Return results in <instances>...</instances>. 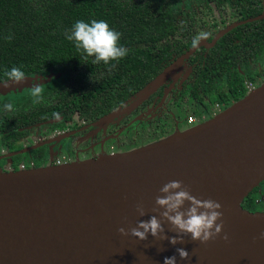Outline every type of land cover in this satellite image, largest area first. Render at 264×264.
<instances>
[{"label":"water","instance_id":"obj_1","mask_svg":"<svg viewBox=\"0 0 264 264\" xmlns=\"http://www.w3.org/2000/svg\"><path fill=\"white\" fill-rule=\"evenodd\" d=\"M172 70L137 93L130 106L99 122L142 103ZM25 77L19 84L0 81V97L52 75ZM172 180L182 181L197 198L222 205V232L207 243L186 235L176 245L150 232L146 240L120 234V227L160 218L152 211L158 207L155 198ZM262 181L264 82L214 117L161 140L62 165L0 172V264H164L173 255L177 264H264L259 238L264 212L243 206ZM138 204L146 215H139ZM162 223L167 236L177 235L170 223ZM177 248L187 250L189 258L181 259Z\"/></svg>","mask_w":264,"mask_h":264},{"label":"flooded vegetation","instance_id":"obj_2","mask_svg":"<svg viewBox=\"0 0 264 264\" xmlns=\"http://www.w3.org/2000/svg\"><path fill=\"white\" fill-rule=\"evenodd\" d=\"M255 4L261 7L259 14L248 15L255 11ZM166 9L179 29L168 38L148 45L152 46L150 55L155 61L152 68L159 70V76L170 67L174 68L173 73L142 103L110 122H99L110 113L83 117L76 106L77 96L73 94L71 98L75 99L71 106H66L60 97L67 94L63 85L49 87L42 84L44 100L39 104L32 103V86L1 96L0 109L5 105V97L26 108L21 111L15 108L13 112L17 116L0 117V172L36 169L51 162V165H62L130 150L136 147L133 142L136 136L146 139L142 134L143 125H160L155 130L156 135L166 136L177 129H189L219 114L264 82V45L243 41L252 39L253 27L244 30L246 34L242 38L238 37V28L264 21V0H175ZM201 31L209 36L193 48L192 40ZM222 41L225 44L220 47ZM144 45L139 44L140 48ZM239 45L242 48H238ZM216 49L220 52H215ZM134 62L135 57L131 55V67ZM121 68L122 80L125 79L123 89H128L132 74L125 68L124 61ZM136 74L137 71L134 79ZM50 90L56 92L52 94ZM136 96L130 95L113 111L130 106ZM54 113H59V118ZM183 113L186 120L193 116L194 121L181 126L179 117ZM3 118L8 125L3 123ZM16 121H19L18 126L13 127ZM9 130L13 134L19 131L18 136L11 138L12 149H7L2 139ZM151 141L146 140L145 144ZM64 147H71L73 155L66 153ZM260 185L253 189L254 196L251 197V192L248 200L243 202V206L251 211H260L253 206L264 205V187Z\"/></svg>","mask_w":264,"mask_h":264},{"label":"trees","instance_id":"obj_3","mask_svg":"<svg viewBox=\"0 0 264 264\" xmlns=\"http://www.w3.org/2000/svg\"><path fill=\"white\" fill-rule=\"evenodd\" d=\"M174 1L0 0V81L8 80L5 73L13 67H20L25 76L42 75L46 79L51 74L49 81L39 84L49 87L65 86L66 97H60L64 99L66 106H71L72 99H75L71 98L73 94L77 96L76 106L83 117L111 113L126 98L139 93L159 76V70L152 68V62L155 61L150 55L152 46L148 44L168 38L179 29L171 18V12L166 9V6L172 5ZM255 5V11L248 15L259 14L261 7ZM93 19L107 21L110 27L122 34L120 44L129 52L115 68H110L102 62L94 64L93 58L85 57L75 48L72 41L65 38V32L69 31L77 20L90 22ZM263 24L264 21L253 22L238 28V37L242 38L246 34L244 30L253 27L252 39L243 41L263 46ZM8 35H12L11 41L5 39ZM229 37L231 35L226 36L224 40ZM223 41L220 42V47L225 44ZM141 43L146 45L140 48ZM238 48H242L241 45ZM225 51L226 49L223 52ZM215 52L220 51L216 49ZM131 55L135 57L132 67ZM123 61L125 68L130 69L133 79H130L131 86L128 89H123ZM50 92L53 94L56 90ZM4 100L5 104L14 101L16 110L26 108L10 97H5ZM4 111L3 106L0 109V117L17 116L13 111L3 114ZM2 120L8 125L4 118ZM18 122H14L12 126L17 127ZM1 128L4 131V126ZM6 133L7 136H2V139L7 145L5 147L12 149L11 138L18 136L19 131L13 134V131L9 130Z\"/></svg>","mask_w":264,"mask_h":264},{"label":"clouds","instance_id":"obj_4","mask_svg":"<svg viewBox=\"0 0 264 264\" xmlns=\"http://www.w3.org/2000/svg\"><path fill=\"white\" fill-rule=\"evenodd\" d=\"M121 33L110 27L105 20H91L85 22L77 20L69 31L65 32V38L74 43L75 48L85 57L93 58L94 64L103 63L110 68H115L116 64L127 57L129 50L120 44ZM208 33L201 31L192 40V47L196 48L201 40L207 39ZM11 41L12 35L5 37ZM116 62V63H113ZM7 78L13 83H22L25 80V73L20 67H13L6 73ZM45 89L42 84H35L30 89V96L33 104H39L44 100ZM7 111H14V104L9 102L4 105ZM59 118V113H54ZM160 193L155 198V204L158 207L152 209L153 212H159L152 215L148 220H140L136 227L125 229L120 227L118 232L122 235L135 236L140 240H146L148 233L159 240L168 239L171 244H182L184 237L190 235L191 240H198L201 243H207L222 232L223 213L218 211L222 205L211 198L199 199L192 195L187 186L182 181L172 180L165 183L160 188ZM187 204V206H186ZM160 209H163L161 212ZM137 212L140 216L146 215V210L142 204L137 205ZM162 219L171 224L173 231L177 233L172 237L167 236L162 223ZM220 221L217 223V221ZM261 239H264V232L260 233ZM223 239H229L228 234L223 235ZM181 259H188L189 252L184 248H177ZM164 264H177L176 255L164 258Z\"/></svg>","mask_w":264,"mask_h":264},{"label":"rangeland","instance_id":"obj_5","mask_svg":"<svg viewBox=\"0 0 264 264\" xmlns=\"http://www.w3.org/2000/svg\"><path fill=\"white\" fill-rule=\"evenodd\" d=\"M173 73V72H172ZM137 98H138V96H137ZM135 99V98H134ZM133 99V100H134ZM135 102V100L133 101V103ZM132 104V103H131ZM123 117V116H122ZM146 118V117H145ZM119 120V119H118ZM179 120L181 121L180 122V125L181 126H184L186 123H187V120H186V114L185 113H183V115H181L180 117H179ZM97 126H99L98 124H96ZM186 125H188V124H186ZM196 126V125H195ZM160 128V125H156V124H152L151 126H149V127H145V125H143V130L144 131H142V134H144V136L146 137V139L144 138V137H139V136H136V138H135V140L136 141H138L139 143H137L136 141H133V142H135V144L134 145H136V147H139V145L140 144H142V145H144L145 144V141L146 140H153V141H158V140H161V139H163V138H166V137H168V136H166L165 134H158V135H156L157 134V132L155 131V130H158ZM179 131H182L181 129H177V130H175V131H173L172 133H170V135H174V134H176V133H178ZM167 135H169V134H167ZM169 135V136H170ZM156 139V140H155ZM142 145H140V146H142ZM135 148V147H134ZM64 151H66V153H68V154H71V155H73V149L70 147V148H66V147H64ZM23 159H25V158H23ZM53 160H55V158H53ZM52 164V162L50 163V164H47L48 166L49 165H51ZM42 165V164H41ZM39 166V168H42V166H45V165H42V166ZM260 186H262V187H264V181L261 183V185ZM254 194H255V192H252L250 195H251V197H253L254 196ZM256 210H260V211H264V205L263 206H253Z\"/></svg>","mask_w":264,"mask_h":264},{"label":"built area","instance_id":"obj_6","mask_svg":"<svg viewBox=\"0 0 264 264\" xmlns=\"http://www.w3.org/2000/svg\"><path fill=\"white\" fill-rule=\"evenodd\" d=\"M187 121H188V123H192L194 121V117L190 116Z\"/></svg>","mask_w":264,"mask_h":264}]
</instances>
